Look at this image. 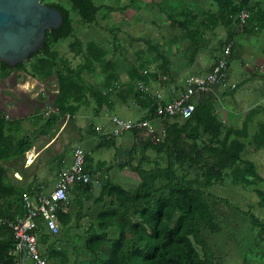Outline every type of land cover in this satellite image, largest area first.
Wrapping results in <instances>:
<instances>
[{"label":"trees","instance_id":"trees-1","mask_svg":"<svg viewBox=\"0 0 264 264\" xmlns=\"http://www.w3.org/2000/svg\"><path fill=\"white\" fill-rule=\"evenodd\" d=\"M43 1L62 11V25L59 29L47 31L44 46L33 53L29 61L11 66L0 60V79L6 78L12 70H27L29 62L31 76L42 82L50 81L52 78L56 80L57 91L52 100L56 112L44 123L48 128L47 134L52 135L61 117L74 114L90 95L97 100V113H100L105 103L109 104L112 95H116L125 102L133 99L144 111L141 119L150 120L161 138L159 142H154L151 138H144L140 130L132 132L136 140L143 144L144 150L155 151L154 158L143 154L136 161L135 152L139 146L136 141L127 153L128 161L125 158L122 167H129L139 176L138 183L133 187L122 188L111 184L110 190L104 194L109 195V198L100 195L101 197L95 200L89 198V204L82 201L75 213L73 225L70 224L72 215L66 209L67 203L59 208L60 227H64L67 232L63 235L64 238L70 239L68 230L71 227L80 229L84 218L92 219L85 236L74 234L76 239H84L83 253L88 255L89 259L74 264H225L224 258L215 254L205 235V231L216 233L222 230L207 190L213 187L221 173L227 170L231 171L238 183L245 181L251 184L255 180L264 182L256 164L243 157L246 148L244 139L249 136L250 124L257 115L264 112V105L258 104L253 107L245 115L241 128L225 125L224 120L219 118L217 115L219 97L213 92L194 99L196 109L188 119L160 118L156 112V98L146 92V87L153 78L160 76H166L164 80L161 78L166 84L174 81L172 63L167 52L162 53L161 46L152 45L159 60L162 61L158 63L159 71L150 75L142 74L137 65L130 66L132 82L122 88L117 63L113 60H104L106 51L98 45L89 42L84 64L75 67L69 60L60 57L54 49L61 38L69 37L75 31L71 10L82 22L91 24L96 21L101 4L94 0H66L69 8L61 2ZM197 2L204 4V7L206 4L209 7L217 4V12L209 9L208 14L205 12L202 18L209 23L206 27L217 29L218 26H224L227 29V37L220 41L218 49H221L222 54L225 46L232 44L230 72L231 62L236 55L235 38L241 33L252 36L264 35V0H161L162 11L170 19L171 26L179 25L184 31V36L186 35L182 42L186 55L191 59L186 62L188 69H191L192 61L201 50L204 38L201 31L203 22L198 25L200 15L195 12L196 7L201 8ZM176 4L178 6H175ZM243 9H249L251 17L248 24L240 28L238 15ZM109 10H113V7H109ZM194 24L198 25L195 30L192 29ZM188 37L190 39L187 41ZM71 45L74 48L75 44ZM94 62L104 65L107 70L103 85L100 87L97 83L89 82L84 74L85 70L90 71L95 66ZM135 82L145 84L140 85L142 89H135L133 87ZM243 85L244 82L239 83L234 89L230 88V91L234 94ZM104 88L107 90L105 93ZM43 97L40 96L44 102L47 101V96ZM228 114L230 116L229 111ZM9 116L0 109V217L14 220L17 215L26 213L22 199L24 189H18L7 182L5 162L24 158L27 151L34 147L35 142L30 135L19 136L22 118ZM90 131H94L93 127ZM114 140L115 137H104L99 148L110 146ZM253 143L257 149H264V121L258 123ZM90 162L91 152L87 153V163ZM161 162H165L166 165L162 166ZM146 163H153L154 167L148 169L144 166ZM90 168L86 165L88 171ZM193 172L195 175L190 176ZM77 186L87 190L94 187L93 183ZM257 191L264 200V191ZM93 195L94 193L91 197ZM10 197L14 198L11 207L4 208L5 201ZM253 218L254 224L260 227L259 233L262 237L260 241L264 242V222L255 216ZM37 221L39 244H49L46 252L42 253L43 257L48 259L49 264H69L68 250L62 245L61 235L52 234L47 230L41 217ZM112 231L116 234L114 237L111 235ZM105 244L109 245L110 253L101 256V248ZM15 245L12 227L9 224H0V264H18ZM76 247L78 246L75 242L74 248Z\"/></svg>","mask_w":264,"mask_h":264},{"label":"rangeland","instance_id":"rangeland-1","mask_svg":"<svg viewBox=\"0 0 264 264\" xmlns=\"http://www.w3.org/2000/svg\"><path fill=\"white\" fill-rule=\"evenodd\" d=\"M51 1L61 2L70 8L66 0ZM94 1L97 4H101L102 7L96 17V21L91 24L82 22L80 17L71 10L75 31L71 36L61 38L55 44L54 49L59 53V56L69 60L71 65L75 67L84 64L89 42L108 50L107 52L109 53H107L104 60H106V58H113L117 63L122 88L125 87V84L132 82V79L128 78L127 73L130 66L137 65L142 74H146L147 72V74L149 73L150 75L151 72L149 71H159L157 64L160 60L157 59L156 50L150 47L152 45L161 44L162 39L167 38L172 30L170 19H167L164 11H162L160 4L161 0ZM109 7H113V10L110 11ZM262 37H264V35H262ZM220 38L221 37L213 38L214 41L211 43L206 40V43L209 44L210 47L202 58L204 62L200 66L204 63L208 64L210 59L218 52V50L214 53L210 51L213 49L214 45H216L218 49V44H220L218 40H220ZM148 40L150 41L148 42ZM71 44H75L74 48ZM246 44L245 46L247 50H249L252 46H250L248 42ZM161 52L168 53L167 48H161ZM94 65L95 66L92 67L90 71L85 70L84 74L89 82L97 83L100 87V85H103L106 71L104 65L98 62H94ZM198 67L196 65L192 68V72L198 73ZM27 70L15 69L12 70L6 78L0 79V109L9 114L10 118L21 117L23 121L32 120L33 122L38 118L41 125L45 127V121L52 117L51 115L46 118L45 107L49 104L52 105V100L57 91L56 80L53 78L45 82L37 80L31 76V64H29V62L27 63ZM246 71L247 69L242 67L240 57L235 56L231 62L228 81L225 83L226 88L221 85L218 92L216 91V93L222 97L219 98L218 101L217 115L224 120L225 125L230 124L236 128H241L245 115L256 105H264V96L251 94L248 86L240 87L234 95L228 90L247 73ZM133 85L135 89H142L140 86L141 84L138 82H135ZM105 90L104 88L103 91ZM40 96H44L43 98L47 96V101L44 102V99L40 98ZM118 100H120L117 102L119 105L114 106L112 109H108V112H106V107L103 108V112H100L102 116L100 119L95 117V113L91 112L90 108H87L88 112H86L89 113L88 116L91 115L90 119L93 120L95 124L109 123L106 119V115L111 116L115 114L125 120H138L144 116V111L140 109L133 100H130V102H123V100L119 98ZM229 110L232 111V115L228 117L227 112ZM31 115H35L36 118L32 117V119H30ZM66 117L64 119H67ZM10 118L8 119L10 120ZM260 121H264V112L257 115L253 123L250 124L249 136L244 139L246 148L243 157L253 161L256 164L259 175L261 178H264V149H257L253 143V135L258 130V123ZM27 125L31 127L29 124ZM113 127L114 125L112 123L108 126L109 129H113ZM54 133H56V130H53V134ZM121 137L123 138V134L117 136L115 143L110 146H105L100 151H92L91 162L89 164L87 163V165L91 167L92 164L94 165L99 160L105 159L108 162L107 164L113 165V168L109 169L111 179L118 181L120 178L124 182H130L132 184L138 183V174L130 168L122 170L120 176H117L118 178H114L113 176V173L119 168V161L122 159V156L123 159L126 158V161H128V155H124V152L119 151L117 148L119 142H121ZM76 138L77 137H72L70 140V138L65 137V134L63 135V133L59 132L54 143L42 153L44 161H49V164L53 167L40 168L43 170V172L40 170L41 173H44L46 171L45 169H47V175H41V177L48 180L46 182L47 185L44 187L46 190L45 192H50L55 186V180L52 176L57 170V168L54 167L58 165V162H56L58 160L56 158L58 154H63L65 152L71 154L76 146L82 147L85 151L87 150L88 145L85 142H77L78 140H76ZM98 140L99 138L95 136V141ZM138 141L139 140H137L139 146L136 148L135 152L136 161L143 154H147L154 158L155 151L152 149L144 150L143 144L141 145ZM23 159L24 158H21L19 160ZM12 162V166L16 167V159ZM161 165L165 166L166 163L161 162ZM144 166L150 169L154 167V164L146 163ZM179 173H181V171H179ZM191 175H195V172L191 173L190 176ZM101 176L104 177V173H102L99 178ZM51 178L53 180H51ZM49 180H51L50 183H48ZM237 181L238 180L235 179L231 171L227 170L221 173L218 182L207 190V193L210 194L208 195L212 199L213 208L218 216V222L222 230L216 233L205 231V235L215 254L224 258L225 264H263L264 242L260 241L262 239L259 233L260 227L254 224L253 217L255 216L264 222V200L257 191H264V182L255 180L254 183L247 184L245 181L239 183ZM71 228L68 230L70 239L63 237V235L67 233L64 227H61L59 232V235H61L60 238H63L62 245L68 250L69 264L86 261L89 259V256L83 253V251H85L84 239L78 240L74 236L76 233L85 236L87 233L83 231L84 226H82L81 229L73 228L71 230ZM111 235L114 237L116 234L112 231ZM52 240L54 239L52 238ZM75 242L78 246L76 248H74ZM48 248L49 244H39L41 253H45ZM101 251V256H107L110 253L109 245H105ZM25 264H35V262L31 258H27Z\"/></svg>","mask_w":264,"mask_h":264},{"label":"crops","instance_id":"crops-1","mask_svg":"<svg viewBox=\"0 0 264 264\" xmlns=\"http://www.w3.org/2000/svg\"><path fill=\"white\" fill-rule=\"evenodd\" d=\"M197 3H200V2H197ZM203 5L204 4L200 3L201 8L199 7L195 8V12L199 13L200 15L198 25L199 23L203 22L201 24V31L204 37L202 41L203 45L201 47V50H199V52L197 53V56L195 57L194 61H192L193 64L191 65V69H188L186 66V62L191 61V59L189 58L188 55H186L185 49L183 48V42H182V38L186 37V35L184 36V33H183L184 31L181 29L179 25H177L175 27H172L171 34L169 33L167 38L162 39L161 44L157 42L162 47V49L163 47L167 48V51H168L167 55L170 57L171 63H172L171 69H172V77L174 78V81L169 84H166L161 80L163 76H160L159 80H158V77L153 78L146 87L147 89L146 92L150 93V95L152 94L155 97L158 93H161L164 99H169V98L174 97L176 94H178L180 91H182L185 88L186 80L189 75L199 74V73L204 74V73L209 72L213 64L216 62L217 58L221 54V49L220 50L217 49V46L214 45L213 49L210 52L214 53L216 50H218V52L215 54L214 57H212V59H210V62L208 64L204 63L202 66H200L204 62L202 58L205 56V53L210 47L209 44H205V41L208 40V42L211 43L212 41H214L213 38L221 37L220 40H218L220 42L222 40H225V38L227 37V29L224 26H218L217 29H212L210 27H206L207 25H209V23L205 21L206 19L203 20L205 16V12H207L208 14L209 9H212L214 12H217L218 10L217 4H213L210 7L207 6L208 4H206V7H204ZM175 6H178V5L176 4ZM202 13H203V16H202ZM164 14L165 16H167L166 13ZM166 18L168 19V17ZM198 25L194 24L192 29L195 30V28ZM189 39L190 37L187 38V41ZM149 41L150 40H148V42ZM247 42L250 44V46H252L250 47L249 50H247L245 46L247 45L246 44ZM250 42L252 43V45ZM150 48L154 49L152 46ZM235 48H236L235 56L240 57L242 67L244 69L245 68L247 69L246 71L247 73H245V75L241 77V79L238 82L235 83L232 89H234L237 84L244 82L243 86H248L251 94L264 96V50H262L264 49V37L255 36V35L254 36L244 35L243 33H241L235 38ZM104 50L106 51V55H107V53H109L107 52L108 50L106 49ZM106 59L113 60V58H106ZM157 59L159 60V57ZM159 62H162V61L160 60ZM196 65L197 67L199 66L197 70L199 72L193 73L192 68H194ZM157 67H158V64H157ZM105 71L107 70L105 69ZM149 72H151V74L155 73L153 71H149ZM127 73H128V78L130 79V68L128 69ZM119 78H120V75H119ZM226 82L220 85L214 86L211 92L215 93L219 98H222L218 93H216V91L218 92L221 85L225 87ZM139 83L142 86L145 84L143 82H139ZM103 92L105 93L106 90ZM118 98H119L118 96L112 95L111 101L109 102L110 105L105 103L100 112H103V108L105 107L107 108L106 112H108V109H112L114 106H118L119 104L117 102L120 101L118 100ZM130 100H133V99L130 98L126 102H130ZM97 106L98 104H97L96 98L90 95L88 99L80 105V108L74 114H67L63 116V118L60 119L59 123L55 126L56 128L53 129V130H56V133L52 135L47 134L48 128L42 126L41 123L39 122V119H36L35 122H33L32 120L22 121V127H20L19 136L22 137L24 135H30L32 139L34 140L35 145L32 149H30V151H27V153L25 154L24 160H19V158L16 159L17 161L16 167L12 166L13 164L12 161L14 159H10L5 162V166L7 168V176H6L7 182L13 184L18 189H22V190L24 189V192L22 191L24 193L23 195L28 194L34 199H37L39 197V195L41 194L40 193L41 191L45 192L46 190L44 189V187L47 185L46 182L48 180L44 179V177H41V175L44 174V176H46L47 169H45L46 171L44 173H41L40 170L42 172L43 170L40 168L42 167L53 168V167L52 165L49 164V161H44L42 157V153L54 143L59 132L63 133V135L65 134V137L70 138V140L72 137H77L76 138V140H78L77 142H81V143L85 142L88 145V148L86 150L87 153H90V152L92 153V151L94 150L96 151L102 150L103 147L99 148V146L101 142L103 141V138L106 137V135L113 130V129H109L108 126L112 123L111 117L114 116L115 114L111 116L106 115V119L109 121V123H106V124L96 123L95 124V122L90 119L91 115L88 116L89 113H87L88 112L87 108L88 109L90 108L91 112L95 113V117L100 119L102 116L100 113L96 112ZM227 115L229 117L228 112H227ZM231 115H232V111H230V116ZM32 117H35V115H31L30 119H32ZM65 117L67 119H64ZM27 124H29L31 127H28ZM92 126L94 129L93 132L90 131ZM43 127H44V131H43ZM40 133H41V136H40ZM95 136L99 138L98 141H95ZM122 139H121V142H119L117 148L119 151H123L125 155L134 146L137 140H136L135 134L132 132L123 134ZM113 143H115V140ZM72 152L71 154H69L68 152H65L63 154L59 153L58 156L56 157L58 159L56 161L58 162V165H56V167L54 168H57V170L56 172H54L52 176V178H54L55 180L54 181L55 184H56L57 176L59 172L61 171L62 167L71 162ZM121 156H122V152H121ZM124 162H125V158L123 159V156H122V159L119 161V168L116 170L115 173H113L114 178L117 177L118 175L120 176V174L122 173V170H124L125 168H129V167H122ZM107 163H108L107 160L101 159L94 165L93 164L91 165L89 172H91V174L93 175L92 183L94 186L91 190H87L83 187H78L76 185L70 191L69 201L67 202V208H66L72 215V221L70 224L72 225L74 224L75 217H76L75 213L79 209L82 201L85 204H89V200H88L89 198H92V200H95L101 196H104L103 198H106V199L109 198L108 197L109 195H104V194L108 190H110V187L112 186L111 184L119 185L122 188H131L135 184V183L132 184L130 182H124L120 178L118 181H116L115 179H111L109 175V172H110L109 169H112L113 165L107 164ZM102 173H104V177L101 176L99 178V176ZM52 178L51 180H53ZM51 180H49L48 183H50ZM92 192L94 193L93 197H91V195L93 194ZM101 192H103V194H100ZM13 201H14L13 197L8 198V200L5 201L4 208L11 207V204L13 203ZM17 216H20V215H17ZM91 222H92V219L90 217H86L82 220V223L84 226L83 231L85 233H88L89 224ZM72 229L73 228H71V230ZM105 245H108V244H105ZM104 246L101 248V250L104 248ZM25 260L23 264H25Z\"/></svg>","mask_w":264,"mask_h":264},{"label":"built area","instance_id":"built-area-1","mask_svg":"<svg viewBox=\"0 0 264 264\" xmlns=\"http://www.w3.org/2000/svg\"><path fill=\"white\" fill-rule=\"evenodd\" d=\"M251 17L249 9H243L238 15L240 28L245 27ZM232 44L225 46L223 53L217 58L211 70L204 74H191L188 76L185 88L174 97L164 99L161 93L155 98L157 101L156 112L160 118L179 117L190 118L196 109L194 99L197 96L210 93L214 86L220 85L228 80L230 56ZM166 79V76H163ZM54 107L49 104L45 109V116H51L55 112ZM114 125L113 130L106 135L107 138H114L140 130L144 138H151L154 142L161 140L157 130L150 120H125L117 115L111 117ZM87 153L76 146L72 152V160L62 167L59 172L54 188L50 192H41L37 199L30 195H23L26 213L17 216L14 220L0 217V224H9L12 227L16 240L15 254L18 256V264H23L26 258H31L35 264H48L39 249V233L37 219L41 217L47 230L52 234L60 232V221L58 218L59 208L69 201V193L77 184H90L93 182V175L86 169Z\"/></svg>","mask_w":264,"mask_h":264},{"label":"water","instance_id":"water-1","mask_svg":"<svg viewBox=\"0 0 264 264\" xmlns=\"http://www.w3.org/2000/svg\"><path fill=\"white\" fill-rule=\"evenodd\" d=\"M62 23V11L43 0H0V60L11 66L28 61L47 31Z\"/></svg>","mask_w":264,"mask_h":264},{"label":"flooded vegetation","instance_id":"flooded-vegetation-1","mask_svg":"<svg viewBox=\"0 0 264 264\" xmlns=\"http://www.w3.org/2000/svg\"><path fill=\"white\" fill-rule=\"evenodd\" d=\"M264 264V263H263Z\"/></svg>","mask_w":264,"mask_h":264}]
</instances>
